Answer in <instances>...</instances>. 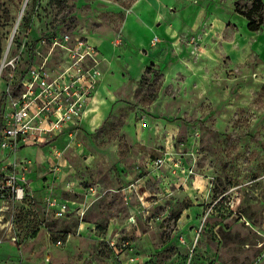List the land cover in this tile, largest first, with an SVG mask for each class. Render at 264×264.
I'll use <instances>...</instances> for the list:
<instances>
[{"label": "rangeland", "instance_id": "rangeland-1", "mask_svg": "<svg viewBox=\"0 0 264 264\" xmlns=\"http://www.w3.org/2000/svg\"><path fill=\"white\" fill-rule=\"evenodd\" d=\"M237 3L253 1L0 0V63L9 43L63 31L137 49L113 67L102 122L97 91L92 127L0 147V177L26 161L29 192L0 199V264H264V23L251 31ZM63 59L53 51L50 68Z\"/></svg>", "mask_w": 264, "mask_h": 264}, {"label": "built area", "instance_id": "built-area-1", "mask_svg": "<svg viewBox=\"0 0 264 264\" xmlns=\"http://www.w3.org/2000/svg\"><path fill=\"white\" fill-rule=\"evenodd\" d=\"M28 39L18 45L15 53H12L15 46L9 43L0 63V78L5 72L8 78L0 79V83L4 82L0 91L3 99L0 147L6 152H16L23 146L38 144L45 137L76 128L103 77L101 52L88 37L63 31L41 36L29 44ZM157 39H152V43ZM115 45H121V40L117 39ZM30 49L33 60L20 69L22 57ZM56 49L64 59L59 67L51 69V53ZM25 162L14 160L10 163L14 170L0 177L1 200L23 202L26 199L29 192L17 173L26 169ZM162 162L159 157L153 166L157 168ZM50 204L58 215H64L72 206L68 200L50 201Z\"/></svg>", "mask_w": 264, "mask_h": 264}, {"label": "crops", "instance_id": "crops-1", "mask_svg": "<svg viewBox=\"0 0 264 264\" xmlns=\"http://www.w3.org/2000/svg\"><path fill=\"white\" fill-rule=\"evenodd\" d=\"M110 34L111 33H97L90 38L88 37L90 41L99 48L101 52V59L103 61H106L107 64L109 65L108 69L110 68V70H106V73L104 70H102L103 77L101 80V84L98 88V91H100V94H99L100 98H106L109 101V105L106 108V113L103 115V118L99 122H102L107 116L110 115L112 107H113V102L115 98L113 97L114 96L113 93L108 92L107 90L108 87L110 86V84L120 82L121 80V79H115L114 77L115 75L111 74L112 71L115 70L113 67H118V65L121 63L123 68L127 69L126 64L129 63V60H130L129 58H132V56L135 55V51H137V49L134 48L133 44H130L128 46L124 44L117 45V46L112 45L110 38H109L111 36ZM123 55H126V56H123ZM106 90L108 92L107 94L108 96L107 97L101 96V94L105 92ZM95 97L96 95L94 96V98ZM89 108L90 110L88 109L89 110L88 117L85 118V116H83L82 121H81V124L86 128H90L92 127L94 123H96L92 121V114H93L92 108H94V104H93V107L90 106ZM34 176H36L34 172L29 174L30 187L37 195H39L41 194L40 192L42 191V187L44 186V181H40V179H37Z\"/></svg>", "mask_w": 264, "mask_h": 264}, {"label": "trees", "instance_id": "trees-1", "mask_svg": "<svg viewBox=\"0 0 264 264\" xmlns=\"http://www.w3.org/2000/svg\"><path fill=\"white\" fill-rule=\"evenodd\" d=\"M253 1V4L252 6L250 7V9L246 12H242L240 11L239 9V4L237 3L236 5V12L243 15L244 17H246L248 20H249V23H248V28L251 30V31H258L260 29V27L263 25L264 23V20H263V17H260L259 20L257 21L255 18H254V14L262 8V0H252ZM2 103H3V99L0 100V129L2 127V120H3V108H2ZM60 239L58 238H54L53 239V243H57ZM66 241V236L64 238V242Z\"/></svg>", "mask_w": 264, "mask_h": 264}]
</instances>
